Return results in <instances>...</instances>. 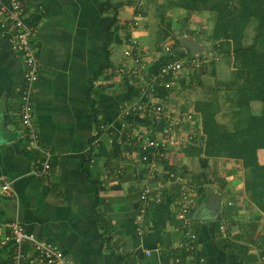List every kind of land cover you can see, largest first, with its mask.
Returning <instances> with one entry per match:
<instances>
[{
  "label": "crops",
  "instance_id": "obj_1",
  "mask_svg": "<svg viewBox=\"0 0 264 264\" xmlns=\"http://www.w3.org/2000/svg\"><path fill=\"white\" fill-rule=\"evenodd\" d=\"M21 1L36 26L34 122L39 143L51 158L46 173L33 172L40 153L26 145L19 117L24 62L0 28V174L12 187L9 194L0 182V238L16 218L76 264H196L179 257L176 248L181 230L175 184H164L151 194L143 231H136L140 188L146 182L164 181L173 170L189 177L194 201L188 214L203 264H264V213L244 191L241 162L205 156L183 142L191 136L189 129L200 134L198 115L192 113L173 128L165 110L156 115L123 111L124 102L144 96L141 82L117 73L118 66L130 64L123 52L124 36L142 45L152 40L155 26L149 14L138 16L144 13L143 2ZM110 32L111 64L91 81L104 63ZM183 48H176L179 55L185 53ZM155 55H146L151 58L149 78L156 72ZM158 83L162 84L157 80L146 93L166 109V88ZM93 89L96 112L88 100ZM167 98L172 99L171 94ZM139 131L166 142L160 157L163 170L155 177L148 176L141 159L135 139ZM258 159L264 162V148L258 149ZM6 243H0V264L8 263Z\"/></svg>",
  "mask_w": 264,
  "mask_h": 264
},
{
  "label": "trees",
  "instance_id": "obj_2",
  "mask_svg": "<svg viewBox=\"0 0 264 264\" xmlns=\"http://www.w3.org/2000/svg\"><path fill=\"white\" fill-rule=\"evenodd\" d=\"M106 3L111 5L108 0ZM184 5L188 9L205 6L214 12V22L209 38L217 41L215 47L219 50H217L218 53H234L233 64H236L232 70V81H230L233 85H230L231 88L224 94V103L227 104L225 111L220 108L222 105L220 106L210 97L197 100L194 103L193 109L200 118V134H192L188 145H195L193 147H196L197 151L205 156L227 157L240 161L244 168V191L264 213V162L261 163L258 159V149L264 148V0H191ZM114 20L116 21L115 17ZM28 21L32 22L30 18ZM250 21L253 24V34L250 42L244 46L242 37L245 28L251 23ZM111 41L112 32L109 34L103 52L104 63L92 76L91 81L97 79L111 64L110 46L108 45ZM173 46H175L174 48L183 46L189 57L188 60H185L187 68L197 69L195 68L197 65L195 56L190 55L189 49L183 45L178 36L175 37ZM135 51L138 52L137 48ZM240 55L242 60L238 64ZM143 60L146 61V55L143 56ZM186 70L189 71V69ZM211 71L213 72V69ZM178 75L177 78L181 83L182 74ZM131 76L134 81H137L134 75L129 77L131 78ZM171 76V73L168 72L163 74L159 80L164 82L172 79ZM93 90L95 92L89 95L88 100L92 110L96 112L94 96L97 91ZM251 101L259 102L260 107L257 111L251 108ZM221 111L230 112L226 121L219 119L218 113ZM188 113L190 112L185 114ZM164 146H160L159 149H163ZM150 157L151 153H148L146 159H141L145 162ZM164 167L172 169L166 164ZM173 187L178 192L177 186L173 185ZM91 189L94 191L95 202H98L96 185L94 184ZM158 190L150 192V197ZM24 247L25 250H30L28 244H25ZM120 247L122 248L121 245L118 246V248ZM13 248V241L7 240L6 249L9 257L6 262L11 259ZM176 248L180 251L179 257L187 258V251L183 247L177 246ZM179 257L177 256L178 259H181Z\"/></svg>",
  "mask_w": 264,
  "mask_h": 264
},
{
  "label": "built area",
  "instance_id": "obj_3",
  "mask_svg": "<svg viewBox=\"0 0 264 264\" xmlns=\"http://www.w3.org/2000/svg\"><path fill=\"white\" fill-rule=\"evenodd\" d=\"M138 4L143 0H137ZM24 5L21 0H0V28L2 32L6 33L10 40L12 49L19 53L24 62L23 80L20 88V124L23 129V136L26 145L39 152V156L35 159V168L33 172L36 175H43L50 167L51 153L39 143V135L37 126L34 122V106H33V84L39 74V58L36 51V46L33 41L36 26L34 23L28 21L25 14ZM124 45V54L130 58L129 65L118 66L117 72H127L129 75H135L141 82V94L143 98H135L124 102V112H142L147 115H156L161 113L163 105L156 103V100L148 97L147 88L153 85L154 78H147L145 76L146 66L143 62V56L139 55V47L136 41L129 39ZM127 40V41H128ZM137 48L138 52L135 51ZM168 48V47H167ZM143 62V63H142ZM182 67L181 62H168L161 67V72L154 74L163 76V74L170 72L171 78L175 77L176 72ZM165 80L162 85L168 87L170 81ZM190 113L186 117H190ZM136 141L140 149L141 158L146 159L147 154L151 153V157L145 162L148 164V176L151 177L154 171L160 170L158 162L161 157L159 147L165 144V140L160 137L150 136L144 131L136 133ZM1 188L7 193L12 192L10 181L6 179L5 175L0 174ZM164 184H177L178 198L177 203L179 208L177 210V217L180 219L181 237L177 241V246L183 247L187 251V258L196 262V264H203L201 257L196 253L197 232L190 225L189 208L194 199L191 195V186L186 180L185 176L179 172L169 170L165 180H159L154 184L146 182L139 190L140 207L136 212L135 218L138 221L136 226L137 233L143 231V221L145 220L146 206L150 199V192L163 187ZM9 232L4 237L0 238V243L12 240L14 244L13 253L10 261L7 264H76L68 260L63 250L55 243L44 240L38 237L34 232L28 231L18 219L9 221ZM222 228V225H220ZM28 244L30 250H25L24 245ZM121 248V247H120Z\"/></svg>",
  "mask_w": 264,
  "mask_h": 264
},
{
  "label": "rangeland",
  "instance_id": "obj_4",
  "mask_svg": "<svg viewBox=\"0 0 264 264\" xmlns=\"http://www.w3.org/2000/svg\"><path fill=\"white\" fill-rule=\"evenodd\" d=\"M190 1L191 0H143V10L145 8L143 11L144 13L140 14L139 12L138 14L140 18H143L145 13H148L149 22L153 23L155 26L152 40L143 43V45L145 44L146 47L136 42L140 51L139 55L141 57L144 55H149L150 57L155 55L152 51H157V55L154 56V59H156L154 61V67H156L155 69H157L158 73L161 72V67L168 62L179 61L184 63L182 67L176 72V74H173L175 77L170 81V85L166 87V91L163 90L168 97L170 94L172 96V99H170L171 97L166 99V95H164V99L169 101L167 104L169 105L168 108L170 109L166 108L165 113L167 115L166 117L170 121L168 124L173 128L179 122L188 118L186 117L185 110L191 105H194L197 100H201L203 98H213L212 100L218 102L220 106L222 105L220 108L225 111L227 104L224 103V94L231 88L230 85H233L230 83V81H232L233 78L232 70L236 66V64H233L235 61L234 53H218V49L215 47V43L217 41L211 40L209 38V34L214 22V12L210 11L205 6H196L195 8L191 9L185 8L186 6L184 4L187 2L189 3ZM252 34L253 24L251 22L245 28L244 35L242 37V44L244 46L250 42ZM177 35L185 36L197 44L198 47L194 54L190 53V55L195 56L197 60V65L195 66L197 69H192L191 67L187 68L185 60H188L189 57L187 56L186 52L182 55H179L177 49L174 48L175 46L173 45ZM127 36L128 35L124 36V45L128 42H131L128 40ZM148 60H151V58H146V61L143 60L146 66V71H148ZM241 60L242 56L240 55L238 64H240ZM198 67L201 68L198 69ZM186 69H189V71ZM211 69H213V72ZM117 73L128 77L130 76L129 73L125 71ZM178 74H182L183 80H180L181 83H179V78H177V76H179ZM135 77L137 78V76ZM153 78V84H155L158 79L161 80L160 75H153ZM137 80L139 81L138 78ZM160 82L163 84L162 81ZM162 84L160 85L158 83L157 86L160 85L164 87ZM259 107L260 104L258 101H251V108L254 111H257ZM181 109L184 112H182ZM167 110H170L171 112L169 113ZM194 112L195 111L192 108L190 115L193 116ZM194 115H197V112H195ZM229 115L230 112L225 113L221 111L218 113L219 119L223 121H226ZM197 119H200L199 116ZM188 131L191 133V135L193 134L192 129H189ZM188 140H190V136H188V138L183 137V142L185 141L188 143ZM261 155L262 154H260V156ZM182 172L183 171H180L181 174ZM185 178L188 180L189 177L185 176ZM257 209L259 208L257 207Z\"/></svg>",
  "mask_w": 264,
  "mask_h": 264
},
{
  "label": "water",
  "instance_id": "obj_5",
  "mask_svg": "<svg viewBox=\"0 0 264 264\" xmlns=\"http://www.w3.org/2000/svg\"><path fill=\"white\" fill-rule=\"evenodd\" d=\"M179 39L181 40V42L183 43V45L189 49V52L191 54H194L195 50L198 47L197 44L195 42H192L191 40H189L185 36H179Z\"/></svg>",
  "mask_w": 264,
  "mask_h": 264
},
{
  "label": "bare ground",
  "instance_id": "obj_6",
  "mask_svg": "<svg viewBox=\"0 0 264 264\" xmlns=\"http://www.w3.org/2000/svg\"><path fill=\"white\" fill-rule=\"evenodd\" d=\"M131 25L134 26V23L131 22ZM156 73H157V69H156L155 74H156ZM145 76L147 77V71H145ZM147 78H149V77H147ZM158 80H159V79H158ZM159 81H160V80H159ZM164 110H165V108L163 107V110H162V111H164ZM190 117H191V116H190ZM190 117H189V118H190ZM178 121H181V120H178ZM161 150H162V149H159L158 151L161 152ZM158 162H159V164H160V170H158V171H154V172H153V175H151V177H153L156 173L159 174V172H161V171L163 170V168H162L161 158H159ZM146 167H147L146 170H147V172H148V164H147V163H146ZM165 173H166V172H165ZM39 176H40V175H39ZM187 181H188V180H187ZM0 182H1V181H0ZM188 182H189V181H188ZM175 185H177V184H175ZM190 186H191V185H190ZM9 194H11V193H9ZM8 224H9V223H8Z\"/></svg>",
  "mask_w": 264,
  "mask_h": 264
}]
</instances>
